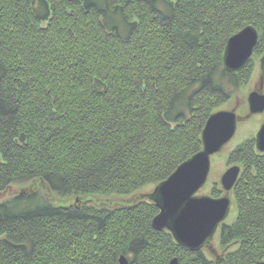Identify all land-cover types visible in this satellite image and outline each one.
Masks as SVG:
<instances>
[{"label":"trees","instance_id":"trees-1","mask_svg":"<svg viewBox=\"0 0 264 264\" xmlns=\"http://www.w3.org/2000/svg\"><path fill=\"white\" fill-rule=\"evenodd\" d=\"M249 26L264 52V0H0V201L11 192L0 264L264 262L254 141L229 157L242 167L238 216L215 262L153 229L149 197L115 210L76 202L157 186L200 153L209 116L251 79V61L236 73L223 62L228 39Z\"/></svg>","mask_w":264,"mask_h":264},{"label":"water","instance_id":"water-1","mask_svg":"<svg viewBox=\"0 0 264 264\" xmlns=\"http://www.w3.org/2000/svg\"><path fill=\"white\" fill-rule=\"evenodd\" d=\"M241 36L242 39L237 38ZM228 40L223 62L227 72L236 73L250 62L260 38L256 28L249 26ZM261 70L264 71V57L261 59ZM248 104L250 115L263 113L264 94L252 91ZM238 120L239 116L234 111L221 110L210 115L202 133L200 153L180 165L168 180L147 195L160 209L152 222L153 229L171 232L181 247L192 252L203 251L229 215L232 205L229 195L216 199L198 197L197 193L206 185L210 175L211 157L232 141L238 129ZM256 147L264 153V124L256 135ZM240 174L239 166L226 170L220 179L224 191L230 194L234 190ZM119 263L128 264L127 258L121 256ZM171 264H178V260L172 259Z\"/></svg>","mask_w":264,"mask_h":264},{"label":"rangeland","instance_id":"rangeland-1","mask_svg":"<svg viewBox=\"0 0 264 264\" xmlns=\"http://www.w3.org/2000/svg\"><path fill=\"white\" fill-rule=\"evenodd\" d=\"M242 31V30H241ZM240 32V31H239ZM264 57V52L259 53L255 50L254 54L250 58L252 62V76L246 85H243L241 89L235 93V95L230 98L229 101L222 104V106L218 109L217 112L223 111H234L237 116H239L238 124H237V132L233 137L232 141L225 145L220 153H217L211 157V169L210 175L206 182V185L201 188V190L197 193L198 197L208 196L210 198H224V196L229 195L231 198V208L229 211L228 217L225 221L219 225L216 233L214 234L213 240L208 244L206 247L204 246L203 254L205 257L213 262H215L218 257L226 254L225 250L221 247V233L222 228L225 225H230L235 221L237 218V206L234 202V192L231 191L230 194L224 191L222 188L220 179L223 174L226 172L227 169L233 166H239L242 169L241 165L238 163L230 164L229 157L231 154L243 143L247 141H254L255 148H256V135L261 129L262 125L264 124V114L258 113L250 115L249 111V104H248V97L252 93V91H257L256 89L259 88L260 79L264 76V71L261 70V59ZM264 82V80H263ZM262 93L264 94V87ZM216 113V112H214ZM258 148H256L257 150ZM259 152V150H257ZM260 153V152H259ZM242 173V170H241ZM240 177V176H239ZM31 183L27 182L26 184L15 183L12 187V190L16 193L17 190H22L28 187ZM158 186V185H157ZM156 185L148 184L146 187L137 190L135 193L130 195L121 196L118 194H111V195H86L76 198V202L79 203L81 206L87 207H95V208H107L110 210H115V208H123L126 206H132L136 204V202L140 200H147L149 199L147 195L152 194L156 188ZM216 192L218 197L215 196ZM11 193V192H10ZM10 193H6L3 197H1L0 202H4L6 199L10 198ZM38 193L40 196L45 200L43 190L39 189ZM146 197V198H145ZM57 200V201H56ZM55 203L62 207H69L71 206L73 200H67L64 196L56 195ZM160 211V209H159ZM156 217V216H155ZM237 250L236 246H232L228 252H234ZM120 259V258H119ZM174 259V258H173Z\"/></svg>","mask_w":264,"mask_h":264},{"label":"snow or ice","instance_id":"snow-or-ice-1","mask_svg":"<svg viewBox=\"0 0 264 264\" xmlns=\"http://www.w3.org/2000/svg\"><path fill=\"white\" fill-rule=\"evenodd\" d=\"M238 39H242L243 37H237ZM257 162L260 163L262 170H264V153H261L258 157H257Z\"/></svg>","mask_w":264,"mask_h":264},{"label":"flooded vegetation","instance_id":"flooded-vegetation-1","mask_svg":"<svg viewBox=\"0 0 264 264\" xmlns=\"http://www.w3.org/2000/svg\"><path fill=\"white\" fill-rule=\"evenodd\" d=\"M263 71V70H262ZM263 80H264V76L260 79V85H259V88L258 89H256L259 93H261V94H263L262 93V91H263V87H264V82H263ZM262 114H264V112L262 113ZM257 148V147H256ZM258 150V149H257ZM223 229V228H222ZM208 245V244H207ZM207 245H205V247L207 246Z\"/></svg>","mask_w":264,"mask_h":264},{"label":"bare ground","instance_id":"bare-ground-1","mask_svg":"<svg viewBox=\"0 0 264 264\" xmlns=\"http://www.w3.org/2000/svg\"><path fill=\"white\" fill-rule=\"evenodd\" d=\"M231 224H232V223H231ZM231 224H230V225H231ZM224 227H225V226H224ZM224 227H223V228H224ZM202 253H203V251H202Z\"/></svg>","mask_w":264,"mask_h":264}]
</instances>
